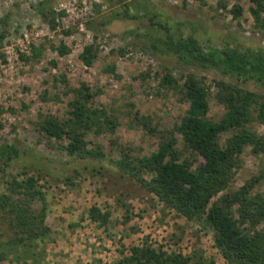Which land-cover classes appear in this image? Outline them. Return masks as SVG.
I'll return each mask as SVG.
<instances>
[{"label": "rangeland", "instance_id": "1", "mask_svg": "<svg viewBox=\"0 0 264 264\" xmlns=\"http://www.w3.org/2000/svg\"><path fill=\"white\" fill-rule=\"evenodd\" d=\"M39 1L0 0V145L12 143L21 151L9 164H0V191H7L6 178L23 169L40 173L37 185L44 199L31 204L35 210L45 208L49 231L18 242L0 210V264H111L138 243L183 253L189 257L188 264H232L214 245L204 221L165 205L136 180L121 174L114 160L119 159L121 149L138 155L156 149L161 135L171 131L187 109L189 103L178 88L160 84L166 69L174 77L193 72L208 83L223 79L264 95V86L252 79L240 81L213 69L181 64L164 48L165 31L156 23L166 24L175 35L192 32L204 44L227 40L241 46H264V27L255 25L250 12L254 3L49 0L43 9L53 19L52 26L42 17ZM127 2H131L128 13L135 17L123 14ZM234 2L243 7L241 16L229 10ZM87 21L91 26H86ZM91 42L97 54L86 65L79 53ZM62 44L69 49L64 54L58 48ZM155 44L162 49H155ZM32 45L40 48L37 57ZM62 74L70 85L85 81L96 91L93 103L118 120L114 131L86 135L90 145L99 142L103 146L101 158L68 154L62 146L65 141L47 136L34 124L40 113L65 116L70 94L64 91ZM211 85L208 115L217 119L224 108ZM135 111L149 117L150 129L133 117ZM249 125L260 132L263 129L255 120ZM226 135L222 134V141ZM177 145L182 147V141ZM190 159L195 166L203 162L196 153ZM258 175L252 189L264 193V158L246 147L228 189H237ZM92 205L107 214L105 221L90 217ZM257 227L264 229V220Z\"/></svg>", "mask_w": 264, "mask_h": 264}, {"label": "trees", "instance_id": "2", "mask_svg": "<svg viewBox=\"0 0 264 264\" xmlns=\"http://www.w3.org/2000/svg\"><path fill=\"white\" fill-rule=\"evenodd\" d=\"M48 1L38 2L44 19H48L43 9ZM251 1L254 3L250 7L254 23L262 28L264 0ZM130 4H125L123 14L135 17L127 11ZM229 10L235 17L243 13L238 2H234ZM48 20L53 26V19ZM156 23L165 31L162 38L164 48L172 51L181 64L203 70L213 69L220 74L235 76L240 81L252 79L264 86V46H241L227 40L204 44L192 32L175 35L166 24ZM86 26H91L90 22L87 21ZM64 32L69 30L64 29ZM2 36L0 32V39ZM153 46L162 49L159 45ZM58 48L62 54L69 50L64 44ZM40 52L38 46L32 45L34 57ZM96 54L97 48L91 42L83 46L79 58L90 65ZM110 69L113 70V66ZM159 82L166 87L178 88L189 103L187 109L171 131L161 135L156 149L143 155L121 149L119 159L114 160L115 165L121 174L136 180L168 207L190 219L204 221L212 231L214 245L227 262L264 264V229L257 227L264 220V193L253 192L252 189L261 175L246 180L237 189H228L246 147L264 158V95L223 79L208 83L193 72L174 77L166 69ZM61 83L64 91L70 94L65 116L40 113L34 122L36 128L58 141H65L62 146L70 155L103 157V146L99 142L90 145L92 141L86 135L89 132L114 131L118 125L117 118L105 107L93 103L96 91L85 81L70 85L62 74ZM211 84L215 86V99L224 108L217 119L208 115ZM133 117L150 129L148 116L135 111ZM252 120L263 126L261 132L249 125ZM223 133L227 135L222 141ZM179 140L182 147L177 145ZM193 153L200 155L203 162L195 166L190 159ZM19 155L21 151L14 144L4 142L0 145V164L7 165ZM41 176L23 169L6 178L7 191H0V210L8 218L15 233L14 239L18 242L41 237L49 231L45 223V208L42 206L35 210L31 204L34 199H44L43 191L37 185ZM224 189L219 197L213 199ZM88 213L93 220L105 221L107 218V214L96 205H92ZM188 263L189 257L183 253L138 243L131 245L126 254L111 264Z\"/></svg>", "mask_w": 264, "mask_h": 264}]
</instances>
